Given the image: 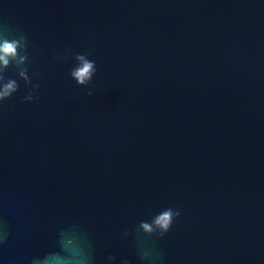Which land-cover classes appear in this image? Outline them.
Wrapping results in <instances>:
<instances>
[{
  "label": "water",
  "instance_id": "obj_1",
  "mask_svg": "<svg viewBox=\"0 0 264 264\" xmlns=\"http://www.w3.org/2000/svg\"><path fill=\"white\" fill-rule=\"evenodd\" d=\"M0 26L40 74L38 99L19 80L0 103L19 252L76 223L101 260L131 256L120 233L172 206L167 264H264V0H0ZM69 51L96 61L89 88Z\"/></svg>",
  "mask_w": 264,
  "mask_h": 264
},
{
  "label": "clouds",
  "instance_id": "obj_2",
  "mask_svg": "<svg viewBox=\"0 0 264 264\" xmlns=\"http://www.w3.org/2000/svg\"><path fill=\"white\" fill-rule=\"evenodd\" d=\"M28 38L23 33L12 34L7 27L0 26V103L10 100L20 91L19 80L31 86L24 97L25 102L38 99L39 73L34 83L29 75ZM75 61L69 71L70 77L82 88H89L97 73L96 61L90 53L69 51ZM9 69L15 70L10 76ZM17 77L19 79H17ZM91 95V91L88 92ZM182 216L178 207H164L146 220L133 222L124 229L122 239L133 238L131 256L109 254L102 260L97 255L95 239L82 225L72 223L62 227L56 234L54 245L38 253L24 254L18 251L19 243L29 235L27 223L14 208L0 202V264H167V257L158 242L172 232Z\"/></svg>",
  "mask_w": 264,
  "mask_h": 264
}]
</instances>
